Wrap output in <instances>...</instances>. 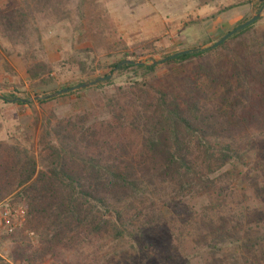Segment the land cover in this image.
<instances>
[{
  "label": "trees",
  "instance_id": "16d2710c",
  "mask_svg": "<svg viewBox=\"0 0 264 264\" xmlns=\"http://www.w3.org/2000/svg\"><path fill=\"white\" fill-rule=\"evenodd\" d=\"M18 1L8 9L0 5V37L29 50L42 44L40 20L69 17L70 0ZM76 1L81 41L100 38L107 28L100 0ZM255 24L210 50L157 65L123 64L118 73L134 71L135 79L101 91L94 109L67 121L47 119L25 142L0 140V202L14 196L29 213L23 231L0 238L11 245L0 264H148L154 258L171 264L176 257L194 264L198 256L200 264H213L224 235L245 264H264V217L255 218L258 210L243 203L232 170L254 148L252 182L264 177V34L252 41ZM91 52L79 50L76 73L96 72ZM121 55L110 72L124 60L140 61L134 52ZM30 57L34 89L53 84L58 67L67 65L64 58ZM192 58L200 59V80L190 74L171 82L146 78L163 64ZM0 61L6 63L1 50ZM50 95L37 102L54 99ZM156 229L170 233L166 248L151 240ZM26 230L35 232L36 243Z\"/></svg>",
  "mask_w": 264,
  "mask_h": 264
},
{
  "label": "rangeland",
  "instance_id": "374dc122",
  "mask_svg": "<svg viewBox=\"0 0 264 264\" xmlns=\"http://www.w3.org/2000/svg\"><path fill=\"white\" fill-rule=\"evenodd\" d=\"M18 3V0H0V5L6 9ZM76 3V0L69 1L67 19L57 21L53 16L38 22L42 44L33 50H29L24 45H14L0 37V50L6 61V63L0 61V95L14 94L19 98L27 99V105H18L17 122H11L9 125L6 123L3 128H0L1 141L25 142L26 134L35 133V136L40 134L41 126L47 119L53 120L54 123L61 120L67 121L73 116L92 110L101 91L110 93L114 86L134 80L136 77L134 71L121 74L114 69L110 72L112 63L121 58L123 52H134L139 56L140 61L145 62L150 61V58L160 60L188 48H204L217 42L240 21L249 16L253 17L261 9L259 8L260 0H100L99 10H103L107 17L106 31L100 38L96 37V40L89 39L82 42L81 37L78 36L79 31L76 29L78 24ZM251 33V37L254 35L252 41L261 38L264 34V8ZM32 38L35 40L36 35ZM83 48H90L92 51L94 60L92 66L97 69L93 75L76 73L74 58ZM31 55L52 63H57L64 58L67 65L58 67V71L53 75V84L34 89L26 70V59L33 61ZM199 60V58H192L184 62L163 64L146 78L149 80L159 78L171 82L183 74H190L200 80L203 76L197 69ZM108 74H112L111 85L100 89H89V87L77 89L56 95L50 101L37 102L39 96L44 95L45 92L52 94L60 88L76 86ZM14 117L12 113V120L15 119ZM256 160V151L252 148L232 170L238 187L243 193V203L252 205L255 210H258L254 214V217L258 218L264 217V186L262 185L264 177L256 183L252 182L257 168ZM230 168L231 166H228L226 169ZM13 199L14 196L9 197L0 204L2 206L21 205L12 202ZM27 223L18 232L23 231ZM29 232L34 231L26 230L24 234L36 243L35 232L34 235H30ZM232 232L244 235L237 229ZM2 236L10 237L0 235V238ZM169 236V232L156 229L151 232L150 238L158 247L166 248V239ZM222 238L220 243L222 249L213 253V264H245L240 249L226 244L231 237L224 235ZM10 246L8 240L0 243V255L5 260H8ZM259 249L264 250V247L260 246ZM205 252L202 251L207 255L208 252ZM177 258L171 264H182L183 261H176ZM199 259L198 256L193 263L200 264ZM148 264H158V259H151Z\"/></svg>",
  "mask_w": 264,
  "mask_h": 264
},
{
  "label": "water",
  "instance_id": "95a60500",
  "mask_svg": "<svg viewBox=\"0 0 264 264\" xmlns=\"http://www.w3.org/2000/svg\"><path fill=\"white\" fill-rule=\"evenodd\" d=\"M263 8H264V5L261 7L259 12L256 15H254L251 19H249V20L243 22L242 24H240L239 26L233 28L232 30L227 32L223 37H221L217 42H215L214 44H212L210 46H207V47H204V48H188V49H185V50H181V51L175 52L174 54L166 56V57H164V58H162L160 60H157V59H154V58H150L149 59L150 61H145V62L144 61H137V60H124L115 68V70H118V68L121 65H123V64L140 65V66L150 65V64L157 65V64L165 63V62H167L169 60H172L174 58H177V57H179L181 55L190 54V53H198L200 51H206V50H210V49L219 47L225 41H227L231 36H233L234 34L240 32L241 30L245 29L249 25H251L254 22H256L259 19V17L261 16V11L263 10ZM111 77H112V74L106 75L104 77H97V78H95L93 80L85 81V82H83L81 84H78L76 86L63 88V89L57 91L56 93L51 94L50 96L54 97L56 95L64 94V93L71 92V91H75L77 89L88 88V87H91V86H94V85H97V84H100V83H104L108 79H110ZM12 101L25 102L27 100L17 97L15 99H13Z\"/></svg>",
  "mask_w": 264,
  "mask_h": 264
},
{
  "label": "built area",
  "instance_id": "2783aa9c",
  "mask_svg": "<svg viewBox=\"0 0 264 264\" xmlns=\"http://www.w3.org/2000/svg\"><path fill=\"white\" fill-rule=\"evenodd\" d=\"M28 217V210L22 205L5 204L2 206L0 204V235L16 234L25 226ZM30 235H34V232H31Z\"/></svg>",
  "mask_w": 264,
  "mask_h": 264
},
{
  "label": "crops",
  "instance_id": "0c3cea01",
  "mask_svg": "<svg viewBox=\"0 0 264 264\" xmlns=\"http://www.w3.org/2000/svg\"><path fill=\"white\" fill-rule=\"evenodd\" d=\"M22 103H24L25 105L27 101L22 102ZM18 105H19L18 101H12V100L4 101L0 99V128H3L6 123L7 125H9L11 122L13 123L17 122L16 112H17ZM12 113L15 115L14 120H12L11 118Z\"/></svg>",
  "mask_w": 264,
  "mask_h": 264
}]
</instances>
